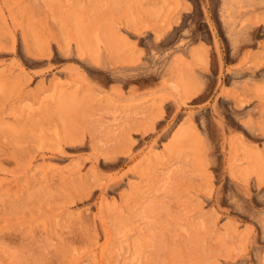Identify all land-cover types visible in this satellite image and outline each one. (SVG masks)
Returning a JSON list of instances; mask_svg holds the SVG:
<instances>
[{
    "label": "rangeland",
    "instance_id": "obj_1",
    "mask_svg": "<svg viewBox=\"0 0 264 264\" xmlns=\"http://www.w3.org/2000/svg\"><path fill=\"white\" fill-rule=\"evenodd\" d=\"M260 3L0 0V264H264Z\"/></svg>",
    "mask_w": 264,
    "mask_h": 264
},
{
    "label": "bare ground",
    "instance_id": "obj_2",
    "mask_svg": "<svg viewBox=\"0 0 264 264\" xmlns=\"http://www.w3.org/2000/svg\"><path fill=\"white\" fill-rule=\"evenodd\" d=\"M232 1V0H231ZM250 1V0H249ZM254 2V1H253ZM252 2V3H253ZM261 3L264 4V0H261ZM260 3V4H261ZM242 6V5H241ZM260 8V7H259ZM240 10V9H239ZM255 11V10H254ZM240 12V11H238ZM241 13V12H240ZM237 14V13H236ZM232 16V15H231ZM243 17V16H242ZM233 20V19H232ZM257 23L253 21H240L239 23L233 21L227 22L229 32L231 35H235V38L232 39L234 48L240 50V48L246 44H251L254 41V35L257 31ZM98 52L102 49L101 42L97 44ZM242 49V48H241ZM103 52V50H102ZM164 54V53H163ZM99 56V55H98ZM97 56V57H98ZM102 56V55H101ZM99 58V57H98ZM176 107V106H175ZM140 259V258H139Z\"/></svg>",
    "mask_w": 264,
    "mask_h": 264
}]
</instances>
